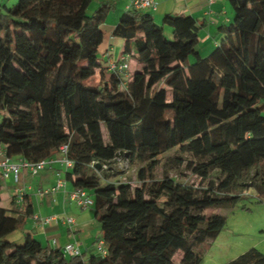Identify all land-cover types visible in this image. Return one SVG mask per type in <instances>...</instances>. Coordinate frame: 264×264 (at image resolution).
Here are the masks:
<instances>
[{
    "label": "trees",
    "instance_id": "trees-1",
    "mask_svg": "<svg viewBox=\"0 0 264 264\" xmlns=\"http://www.w3.org/2000/svg\"><path fill=\"white\" fill-rule=\"evenodd\" d=\"M229 1L233 21L205 57L193 17L170 14L159 25L146 10L123 14L113 34L125 40L121 56L137 61L128 80L99 59L113 5L89 15L93 0H19L5 11L0 3V150L37 162L66 145L73 164L66 178L93 199L104 241L87 260L32 235L9 241L33 216L27 189L0 207V264H200L198 249L227 223L207 209L250 196L264 203V0ZM97 72L100 83H87ZM175 150L174 162L200 183L153 178ZM139 157V185L111 180L119 159ZM225 264H264V253L251 248Z\"/></svg>",
    "mask_w": 264,
    "mask_h": 264
},
{
    "label": "crops",
    "instance_id": "crops-1",
    "mask_svg": "<svg viewBox=\"0 0 264 264\" xmlns=\"http://www.w3.org/2000/svg\"><path fill=\"white\" fill-rule=\"evenodd\" d=\"M132 2L133 0H93L92 2L96 8L103 4L113 5L102 25L103 43L105 42L103 58H107L104 63L107 67L111 62L117 63L111 57L113 50L111 46L117 40L113 31L121 16L131 9ZM146 12L150 13L156 22L162 21L165 16L170 14L193 17L201 25L199 48L206 51H210V49L212 51L219 45L221 41L219 28L232 23L234 18L229 0H216L213 3L209 0H155V7L147 9ZM121 58L122 56L119 60ZM129 73L131 75L134 71H129ZM1 151L6 154V147H2ZM58 158L59 156L55 157V159ZM16 160L15 158L14 161ZM70 170L72 168H67L57 161L52 168L38 175L39 177H30L26 171L22 172L21 184L27 185L33 178H35L33 183H37L35 191L29 186L33 216H28L25 219L24 225L21 227L22 231H15L7 237L9 241L20 245L25 242L27 235H32L44 246H51L64 251L67 246H74L79 251V255L86 260L98 252V244L102 241L100 239L101 232L98 229L99 225L94 219L92 209H83L70 199L69 193L77 188L63 176V173L66 175L67 171ZM60 179L66 182L64 188L52 194L40 195L41 190L53 187ZM5 184L7 187H13L12 197L17 187L14 177H11ZM51 217L55 219L48 222L44 221V219ZM67 218H73L75 223L68 224ZM66 255L68 257L74 256L67 252Z\"/></svg>",
    "mask_w": 264,
    "mask_h": 264
},
{
    "label": "rangeland",
    "instance_id": "rangeland-1",
    "mask_svg": "<svg viewBox=\"0 0 264 264\" xmlns=\"http://www.w3.org/2000/svg\"><path fill=\"white\" fill-rule=\"evenodd\" d=\"M19 0H0V3L3 6V11L6 8H13L18 4ZM97 8L95 4H91L88 9V14L92 15ZM157 24L162 25V21H157ZM105 32L107 30L105 28ZM167 35H169V32ZM116 42L112 44V52L111 57L120 62L119 58L123 52L125 40L116 37ZM118 41V42H117ZM105 42L99 48V59L103 62V64L107 61V58H103ZM198 49L201 51L203 57L208 56L211 52L206 51L205 49ZM119 60V61H118ZM136 59L129 63V71H134L136 69L135 64ZM128 78H125L128 80ZM101 81V76L97 72L94 77L88 80L87 83L90 85H97ZM171 96L169 95V99ZM260 105H264V99L261 101ZM264 115V111H263ZM112 126V135L115 141L121 145L122 144V132L120 128L116 127L115 122H111ZM115 124V125H114ZM103 133L105 140H109V132L103 127ZM258 148H261L260 141H256ZM181 156L178 150L172 151L170 154H167L161 158V166L156 169L153 174L154 179H161L165 175H169L174 178L178 182L185 183H200V179H197L190 175L187 172L185 165H178L174 162V160ZM184 158L187 161L194 160L192 156L186 155ZM145 166V163L142 158H138L135 162L130 163L126 159H119L118 165H116V170L113 172V176L111 180L116 182H131L133 187L139 185L138 171L142 167ZM63 176L66 175L63 173ZM39 177V176H37ZM30 181L26 186L31 187L34 191L37 189V183ZM15 186V185H14ZM19 187H23V185H19ZM13 187H7L5 182L2 181V201L0 203V207L9 208L10 207V197L11 192L13 194ZM32 191V190H31ZM91 194V193H90ZM93 197V195H92ZM246 205L248 209H243V206ZM222 214L227 217V223L224 226L219 237L211 242L210 244H204V246L198 249L200 256L202 257V261L200 264H225L231 260L236 259L240 255L244 254L251 248H256L259 251L264 253V203L257 204L256 200L253 197H246L234 208H218L214 207L211 209H207L203 214L207 217L214 214ZM98 223V222H97ZM99 225V224H98ZM20 228L18 231H22ZM100 230V225L99 228ZM183 254L178 253L176 256V260L180 261Z\"/></svg>",
    "mask_w": 264,
    "mask_h": 264
},
{
    "label": "built area",
    "instance_id": "built-area-1",
    "mask_svg": "<svg viewBox=\"0 0 264 264\" xmlns=\"http://www.w3.org/2000/svg\"><path fill=\"white\" fill-rule=\"evenodd\" d=\"M211 3L215 2L216 0H209ZM155 7V0H133L131 9L134 10H147L150 8ZM110 71L117 72L120 74V76L125 79L128 78L129 73V61L128 58L125 56H122L119 63L111 62L109 64ZM126 80V79H125ZM67 146L64 145L61 147V154L59 155L58 159H42L37 162H28L25 160H18L16 162L12 161L9 157L6 156V154H3V152L0 150V175L2 177L3 182H8L11 177H14L15 183L20 182V176L23 171H27L31 176L35 177L38 176L42 171L46 169H50L53 167L55 162H60L62 165L66 166L67 168H72L73 164L71 161H69L64 155L66 153ZM66 185V182L64 180H58L57 183L50 188H47L45 190H41L39 193L40 195L44 194H52L57 192L58 190L64 188ZM30 190V187H19L15 189V194L18 196V200L21 201L23 198V194L26 192V190ZM70 199L77 204V206L88 209L93 206V199L88 195V193L81 189L76 188L74 191L69 193ZM55 218H46L44 219L45 222H48L50 220H53ZM66 222L68 224H74L75 220L73 218H67ZM104 248V241H100L98 244V249L103 250ZM65 252L71 253L74 256L79 255V251L75 249L74 246H67Z\"/></svg>",
    "mask_w": 264,
    "mask_h": 264
}]
</instances>
